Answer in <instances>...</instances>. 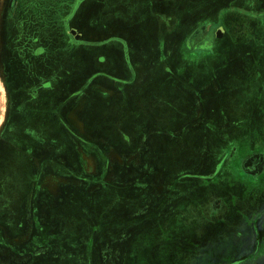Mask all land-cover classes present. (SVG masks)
I'll list each match as a JSON object with an SVG mask.
<instances>
[{"label": "rangeland", "instance_id": "rangeland-1", "mask_svg": "<svg viewBox=\"0 0 264 264\" xmlns=\"http://www.w3.org/2000/svg\"><path fill=\"white\" fill-rule=\"evenodd\" d=\"M78 1L0 0V93L8 87L12 97H18L21 102L23 90L36 82L38 76L44 77V71L40 70L37 64V60L42 57V50L39 49H46L47 53L51 54L59 44L58 40L63 42L65 34L60 23L64 21L71 7L81 4L80 0ZM83 5L85 8L76 19L77 25H89L90 19H100L93 21L101 26L108 24L106 28L93 27L96 31L93 37H101L100 42L104 43L97 44V41H94L87 47H72L69 43L72 39L69 36L64 40L63 47L46 62L52 66V69L49 66L45 68L46 79L52 74H59L63 75L64 79L83 80L92 68L107 73V66L110 65L101 63L99 57L105 56L109 61L116 57V48H113L115 44L105 40L111 39L107 36L111 34L109 27L113 22L115 25L112 24L111 27H115L116 31L117 27L121 26V0H104L102 8L97 7V0H86ZM117 21L120 24L117 25ZM66 23L65 20V27ZM70 23L71 29L73 27L72 22ZM120 30L118 35L121 36ZM254 39L261 41L253 43L257 52H254L251 58H243V67L233 69L235 75L249 83L247 91L240 87L237 90L249 93L247 97L250 99L227 101L228 107L237 108L238 112L242 113L227 117L189 115V124L197 125L200 118L202 124L193 132L185 130L177 136L174 134V140L181 135L178 139H183L184 150L175 146L173 155L169 149L173 157L168 161L159 157L157 160L151 159L150 151L154 144L158 150L165 151L164 144L167 137L171 139L174 128L164 130L167 133H143L147 137L142 142L141 158L131 152L133 157L129 155L128 162L124 160V164L120 158H117L118 163H93L89 169V173L95 176L93 180L85 179L89 173L86 175L77 169L76 178L62 180L60 189L56 190L58 180L48 178L47 186L52 187L53 197L48 193L42 196L46 204L45 211L40 213L41 222L44 221L47 227L40 229V232L37 228L36 231L33 230L36 237L38 232L41 235L38 237L40 245L37 244V238H32L31 241L34 242L28 245V250L25 245L20 248L29 252L30 258L18 261L11 259L10 264H264V236L262 237L260 232L261 228L246 227L247 221L239 212L235 213V218L231 221L228 217L232 195L236 197L228 188L230 181L235 183V180L231 179L233 174L245 172L252 175L243 180L246 182V179L255 178L264 170V36H254ZM205 40L207 45L213 43L212 36L206 35ZM23 62L26 64L23 65ZM113 67L119 68L116 65ZM98 94L99 96L94 98L95 105L103 108L100 113L110 111L109 118L114 123V130L110 133L114 138L108 140H121V89H115L111 95L101 92ZM93 109L97 115V108L94 106ZM246 110L251 114L247 115ZM178 116L176 113L172 115L173 119ZM92 117V125L100 122L98 116ZM106 117L108 118V115ZM47 121L49 123L48 119ZM19 134H9V138L16 142L10 161L17 157L16 154L22 155ZM139 134L141 135L139 131L129 133L133 150L139 151ZM46 137L49 138L48 133ZM29 148L31 155L37 153V148L32 144H29ZM99 148L95 150L105 151V148ZM179 153L183 154L184 158H180ZM254 155L263 158L262 163L245 162ZM21 157L19 160H23ZM109 157L111 160L115 159L112 153ZM194 162L196 163L193 164ZM45 169L61 170L59 166L50 164H46ZM5 170L6 168L3 169ZM29 170L31 173L35 169L30 167ZM167 171L170 172V177L177 172L180 176L189 173L188 175L202 174L206 177L220 172L219 180L222 186L217 185V190L212 188L210 191L204 186L194 191L185 188L184 193L179 192V197L175 196V190L173 194L176 198L173 199V181L163 176ZM219 180L215 182L220 184ZM261 180L263 182L264 178ZM245 191L244 189L243 193ZM242 196L241 192L239 203L243 205L238 204L243 209L241 212L246 211L249 216H253L251 213L254 211L253 217L262 218L264 212L257 214L255 211L257 208L259 211L264 209V203L254 205L248 201L246 204L247 200L243 202ZM157 203L159 217H153L154 222H150V207ZM173 203L174 213L171 210L167 212V204ZM215 211L218 212L217 216H213ZM34 215L35 211L30 209L29 216L32 218ZM218 219H224L225 223L222 222L220 228L213 233L209 220ZM225 232L228 233L223 234ZM236 232L238 238L235 237ZM205 235L216 240L215 243L203 242ZM196 239H202L198 246ZM229 241H233V244H229ZM36 255H39L40 260Z\"/></svg>", "mask_w": 264, "mask_h": 264}, {"label": "crops", "instance_id": "crops-1", "mask_svg": "<svg viewBox=\"0 0 264 264\" xmlns=\"http://www.w3.org/2000/svg\"><path fill=\"white\" fill-rule=\"evenodd\" d=\"M80 2L78 7H71L63 19L67 21L66 27L64 21L60 23L65 34L64 40L71 36L72 41L69 40V43L72 47H87L94 41L103 44L104 42H100L101 37H93L96 34L94 26L87 23L83 27L77 25L76 19L85 8L83 4L86 0ZM109 28L111 34H107V37L111 39L105 42L110 40L113 42L111 44H115L113 48H116V57L112 61L105 56L99 57L101 63H109L107 73L92 68L88 73L85 72L87 76L83 80L64 79L63 75H55L49 79L38 76L36 82L23 90L21 102L18 97H12L8 87L0 93V264H10L11 259L18 261L30 258V253L20 248L25 245L28 250L34 237L40 245V229L47 227L40 217L46 204L42 196L48 193L53 197L52 187L47 186L48 178L58 180L56 190H59L62 180L76 178L77 169L87 175L93 163H118L117 158H120L124 164V160L128 162L129 155L132 156L131 152L141 158L142 142L147 137L143 133L165 132L168 128H174L171 132L173 140L167 137L164 144L165 151L158 150L155 144L150 151L151 159L159 157L168 161L174 155L175 146L184 150L183 139H178L181 135L174 140V134L177 136L185 130L193 132L202 124L201 118L197 125L189 124V115H238L242 112L228 107L227 101L250 99L247 97L249 93H246L249 83L235 75L233 69L243 67V58H251L257 52L253 43L261 42L254 39V36H264V0H121V30L119 27L117 31L115 27ZM118 30L121 31V36L118 35ZM206 35L212 36V44L207 45ZM192 36L194 39L191 42ZM61 47L58 49L57 45L55 50L59 51ZM43 51L46 52V49ZM40 60L41 58L37 60L38 66ZM114 65L119 68L113 67ZM238 87L246 91L238 92ZM117 88L121 89V140L111 142L108 139L114 138L110 134L114 130V123L109 118L110 111L100 113L103 108L95 105L94 98L99 96V92L111 95ZM94 106L97 108V115ZM246 112L247 115L251 114L248 110ZM174 113L179 118L173 119ZM92 115L98 116L100 120L96 125H92ZM15 131L20 133L18 139L23 149L22 155L16 154L17 157L10 161L16 142L9 138V134L13 136ZM137 131L141 132L139 151L133 150L130 145L129 133ZM46 133L51 139L46 137ZM29 144L37 148V153L31 155ZM99 146L105 148V151L97 152L95 148L100 149ZM111 153L115 155L114 160L109 157ZM178 156L184 158L181 153ZM20 157L23 160H19ZM46 164L59 166L61 170L47 171ZM30 167L35 169L31 173ZM168 173L170 172H165L163 176L173 181V199L179 197V192L184 193L185 188L194 191L204 186L210 191L212 188L217 190V185L222 186L220 172L208 177L202 174L188 175L189 173H183L182 176L186 177H182L179 172L170 177ZM248 175L250 174L237 172L231 177L235 183H228V188L236 195H232L228 217L231 221L235 218V213L239 212L247 221L246 227L261 228L263 237L264 215L256 219L253 217L254 211L251 213L253 216H249L246 211L241 212L243 209L238 205L241 203V192L243 202L247 200L246 204L248 201L254 205L264 203V181L261 182L264 170L257 177L244 182ZM94 178L91 173L85 177L87 180ZM185 178L190 180L186 181ZM175 190L176 197L173 194ZM173 205L175 203L167 204V212L171 210L174 213ZM157 207L158 203L150 207V222L153 217H159ZM30 209L36 213L32 218L29 216ZM255 212L258 214L264 212V209L259 211L257 208ZM217 213L213 212V216H217ZM172 216L173 214L171 218ZM209 221L210 230L215 233L225 220ZM36 228L39 230L37 237L34 233ZM226 233L228 232L223 234ZM235 237H239L238 232ZM209 238L207 235L206 239H196L197 246L201 240L214 244L216 240ZM237 241L238 239L236 243ZM229 242L233 244V241ZM36 256L40 260L39 255Z\"/></svg>", "mask_w": 264, "mask_h": 264}, {"label": "flooded vegetation", "instance_id": "flooded-vegetation-1", "mask_svg": "<svg viewBox=\"0 0 264 264\" xmlns=\"http://www.w3.org/2000/svg\"><path fill=\"white\" fill-rule=\"evenodd\" d=\"M98 1V8H102V7H104V0H97ZM100 1H101V3H100ZM105 1H107V0H105ZM104 14V13H103ZM93 20H98V21H100V19H92V20H89V25L90 26H94V27H97V28H106L107 26H108V24L107 25H104V26H101V25H99V24H95V22L93 21ZM119 21H121V20H119ZM119 21H117L116 23H117V25H118V23H119ZM112 24H114L115 25V22H113ZM112 24L110 25V27L112 26ZM120 24V23H119ZM121 26H119V28H120ZM193 39H194V37L192 36L191 37V42L193 41ZM197 38H195V40H196ZM58 42H59V44H58V49L61 47V45H62V43H61V40H58ZM57 46V45H56ZM40 50H42V57H41V62L39 63V66H40V70H42V71H44V74H45V68L47 67V66H49V65H47V61H50L51 59V57H52V55L55 53V52H57L56 50H54V52L53 53H51V54H49V53H47V51L46 52H43V48H40L39 49V51ZM47 53V54H46ZM26 64V63H25ZM49 67H51V69H52V66H49ZM64 70V69H63ZM42 75V76H45V75ZM55 75H59V74H52L51 76H49L47 79H49V78H51V77H54ZM61 90V89H60ZM65 89H62L61 91H64ZM59 108L61 109L62 108V106H59ZM59 109V112L61 111ZM47 123H48V121H47ZM46 123V124H47ZM48 125V124H47ZM259 157V156H258ZM257 156H254L253 158H251V159H247V161H245V162H255V161H257V162H259V163H262V160H263V158H261V157H259L258 158ZM258 158V159H257ZM257 159V160H256Z\"/></svg>", "mask_w": 264, "mask_h": 264}, {"label": "water", "instance_id": "water-1", "mask_svg": "<svg viewBox=\"0 0 264 264\" xmlns=\"http://www.w3.org/2000/svg\"><path fill=\"white\" fill-rule=\"evenodd\" d=\"M254 156H256V155H254ZM254 156L250 157L249 159L253 158Z\"/></svg>", "mask_w": 264, "mask_h": 264}]
</instances>
